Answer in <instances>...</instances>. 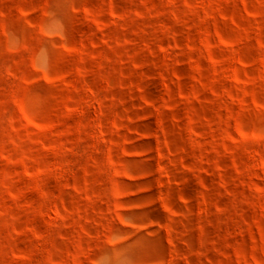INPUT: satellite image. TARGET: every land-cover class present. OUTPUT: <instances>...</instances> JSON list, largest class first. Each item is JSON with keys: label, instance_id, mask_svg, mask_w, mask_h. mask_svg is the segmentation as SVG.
I'll list each match as a JSON object with an SVG mask.
<instances>
[{"label": "rangeland", "instance_id": "1", "mask_svg": "<svg viewBox=\"0 0 264 264\" xmlns=\"http://www.w3.org/2000/svg\"><path fill=\"white\" fill-rule=\"evenodd\" d=\"M0 264H264V0H0Z\"/></svg>", "mask_w": 264, "mask_h": 264}]
</instances>
